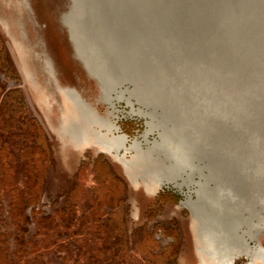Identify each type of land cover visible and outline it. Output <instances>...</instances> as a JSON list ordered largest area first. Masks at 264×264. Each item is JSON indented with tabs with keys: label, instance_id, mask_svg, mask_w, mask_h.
I'll use <instances>...</instances> for the list:
<instances>
[{
	"label": "rangeland",
	"instance_id": "rangeland-1",
	"mask_svg": "<svg viewBox=\"0 0 264 264\" xmlns=\"http://www.w3.org/2000/svg\"><path fill=\"white\" fill-rule=\"evenodd\" d=\"M27 1L0 0V264H202L192 215L171 186L149 191L114 157L65 134L67 103L46 54L62 86L115 112L129 143L149 129L132 108L147 109L101 101L60 22L67 0Z\"/></svg>",
	"mask_w": 264,
	"mask_h": 264
},
{
	"label": "bare ground",
	"instance_id": "bare-ground-1",
	"mask_svg": "<svg viewBox=\"0 0 264 264\" xmlns=\"http://www.w3.org/2000/svg\"><path fill=\"white\" fill-rule=\"evenodd\" d=\"M212 11L223 13L220 22L223 33L220 35V49L213 34L207 33L203 38L210 53L207 77L220 68L222 76L219 78L223 86L220 97L232 98L234 106L233 109H220V112L226 114L234 129H243L235 136L241 135L248 141V129L252 142L258 139L250 146L232 142L234 145L230 147L235 149L238 145L236 151L247 161L244 165H248L247 168L236 167L238 177L220 176V132L164 129L161 119L153 120L157 113L132 108L136 115L149 116L151 120L143 137L129 143L125 135L116 134L118 127L111 119L114 111L101 114L76 89L62 87L56 79L67 103L62 126L70 139L94 144L103 153L114 157L133 179H141L147 190L157 192L163 185L170 184L179 187L186 198L178 208L187 209L192 215L202 264H233L240 257L247 259L248 264H264V175L260 176L264 173V0H224ZM68 17L67 12L61 19L69 29ZM189 19L195 21L196 18ZM193 25L197 27L198 24ZM68 34L79 53L70 32ZM81 54L78 58L96 79V69ZM214 60L216 68L212 69ZM125 84V80H120L114 82L112 88L99 89L101 101L111 103L114 108L116 101L127 100L133 107L132 100H139L133 94V88ZM194 87L199 89L197 85ZM198 100L210 102L202 98ZM153 134H158L159 139L152 141ZM252 168L257 170L252 172Z\"/></svg>",
	"mask_w": 264,
	"mask_h": 264
},
{
	"label": "water",
	"instance_id": "water-1",
	"mask_svg": "<svg viewBox=\"0 0 264 264\" xmlns=\"http://www.w3.org/2000/svg\"><path fill=\"white\" fill-rule=\"evenodd\" d=\"M67 1V10L60 15V22L66 30L74 59L97 82L101 91L112 88L114 82L125 80L139 100L135 103L151 110V113H157L153 120L161 119L164 129H212L220 132V176L238 177L236 167L241 165L247 168L248 165H244L247 161L241 159L243 155L236 151L238 145L235 149L230 146L237 142L255 145L258 139L252 142L248 129V141L241 135L235 136L243 129H234L229 125L231 121L226 114L220 112V109L234 108L232 98L220 97L223 87L219 78L222 76L220 68L208 77L206 71L210 68V53L204 39L207 33L213 34L214 42L220 49L223 13H213L212 9L220 7L224 0ZM67 12L69 29L61 19ZM189 17L196 19L192 21ZM195 22L197 27L193 25ZM68 32L79 53L82 52L89 60L88 64L96 69V79L78 58L79 53L71 43ZM46 57L48 71L60 83L54 60L48 54ZM211 68H216L215 60ZM196 85L198 90L194 87ZM200 98L210 102L204 103L198 100ZM91 104L96 107L94 103ZM138 117L144 127L149 128L151 118ZM147 130H144V134ZM155 137L159 138V135ZM233 163L235 165L232 167ZM255 170L252 168V172ZM197 196L201 198V195Z\"/></svg>",
	"mask_w": 264,
	"mask_h": 264
},
{
	"label": "flooded vegetation",
	"instance_id": "flooded-vegetation-1",
	"mask_svg": "<svg viewBox=\"0 0 264 264\" xmlns=\"http://www.w3.org/2000/svg\"><path fill=\"white\" fill-rule=\"evenodd\" d=\"M169 186H171V188L173 189V191L175 192V193H178V195L181 197V200H180V202L181 201H183L186 197V195H185V193L184 192H182L180 189H179V187H177V188H174V186H173V184H170V185H163L160 189H159V192L160 191H164L165 189H168V190H172V189H169ZM183 191H185V190H183ZM191 214V213H190ZM241 258V257H240ZM240 258H238V259H240ZM242 258H244V257H242ZM237 259V260H238ZM236 260V261H237ZM235 261V262H236ZM234 264V263H233ZM236 264V263H235Z\"/></svg>",
	"mask_w": 264,
	"mask_h": 264
}]
</instances>
